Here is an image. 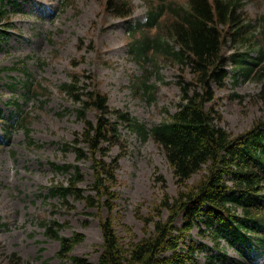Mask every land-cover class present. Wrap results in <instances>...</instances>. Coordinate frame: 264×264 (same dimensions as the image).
Returning <instances> with one entry per match:
<instances>
[{
  "label": "rangeland",
  "instance_id": "374dc122",
  "mask_svg": "<svg viewBox=\"0 0 264 264\" xmlns=\"http://www.w3.org/2000/svg\"><path fill=\"white\" fill-rule=\"evenodd\" d=\"M125 1L19 0L25 12L12 17L17 30L9 29L0 42V264H60L56 258L59 242L45 235L44 225L50 221L63 223L64 236L84 234L85 240L73 254L98 264L102 220L112 219L121 245L127 247L153 234L157 222H169L167 200L174 201L207 173L203 170L190 181L178 183L160 146L152 139L142 141L124 123L119 127L124 144L109 155L121 157L118 184L113 187L118 199L112 213L89 210L75 202L73 209H66L50 196V188L68 177L57 170L58 165H79L85 175L80 188L86 192L94 179L92 162H77L70 151L74 141L82 139L84 125L77 117L79 104L61 89L63 85L76 84L80 95L106 97L111 110L124 112L150 128L171 120L181 100L179 81L192 79L189 67L179 66L169 57L153 53L143 62L129 51L132 41L144 32L142 28L133 32L129 27L146 21L150 2L184 7L187 0H131L133 17L117 18L118 12L109 10L110 2L111 7L117 3L125 10ZM240 1L244 16L253 24L264 17V0ZM168 19L172 22L166 16V22ZM166 31L161 34L166 35ZM149 33L153 36L155 30ZM251 48L252 44L241 45L231 37L223 53L229 56ZM28 78L33 80L35 95L24 97ZM144 82L152 87V94H144ZM234 83L230 77L224 89L215 88L214 106L221 118L219 124L236 137L264 120V103L259 98L258 82L240 79ZM17 103L24 127H9V133L4 127L8 128L10 114L17 112ZM88 118L96 123L94 112H88ZM24 128L31 131L29 138ZM175 224L183 225V215ZM192 242L214 247V241L202 237L198 229L187 239V243ZM222 249L228 263L240 264L232 249L220 244L217 251ZM207 253H196L199 264H208Z\"/></svg>",
  "mask_w": 264,
  "mask_h": 264
},
{
  "label": "trees",
  "instance_id": "16d2710c",
  "mask_svg": "<svg viewBox=\"0 0 264 264\" xmlns=\"http://www.w3.org/2000/svg\"><path fill=\"white\" fill-rule=\"evenodd\" d=\"M111 3L108 9L118 12L117 18L133 16L131 0L124 2L125 10L119 9L117 3L111 7ZM173 4L177 6L163 1L149 3L146 22L129 27L133 32L137 28L144 31L132 41L129 51L138 61L145 62L149 54L158 53L179 66L189 67L192 79L179 81L181 100L177 111L171 120L147 128L128 114L111 110L106 97L84 92L80 95L76 84L63 85L61 89L79 104L77 117L84 125L82 139L75 140L70 151L75 153L77 162H92L94 179L90 192H86L80 188L85 175L79 165H58L57 170L68 177L64 183L50 188V196L66 209H73L75 202L89 210L107 209L112 213L118 199L113 187L118 184L121 157L109 155L115 147L122 148L119 127L125 123L142 141L152 139L160 146L178 183L190 181L203 170L207 173L174 201L167 200L169 222H157L153 234L127 247L121 245L112 219L102 220L103 243L98 264H199L196 253L201 252H208V264H227L226 250L217 251L220 244L232 249L241 263L250 259L257 263L264 259V120L235 137L219 124L221 118L214 102L215 88L224 89L231 77L234 84L240 79L258 82L259 98L264 103V17L253 24L244 16L240 0H187L184 7ZM23 12L19 0H0V42L9 35V29L17 30L12 17ZM166 16L172 22H166ZM164 29L166 35L161 34ZM151 30H155L153 36ZM231 37L241 45L252 44L253 48L227 56L223 46ZM252 52L256 55L252 56ZM28 80L24 83L28 85L24 97L35 95L33 80ZM143 86L144 94H152L147 82ZM15 107L17 112L10 114L8 128L4 127L9 133V127H24L21 105L17 103ZM90 111L96 114V123L88 118ZM24 131L29 138L31 131ZM181 215L183 225L177 227L175 222ZM64 227L58 221L44 225L45 235L59 242L56 258L60 264H94L85 256L73 254L85 235L64 236ZM194 229L214 241V247L187 243Z\"/></svg>",
  "mask_w": 264,
  "mask_h": 264
}]
</instances>
